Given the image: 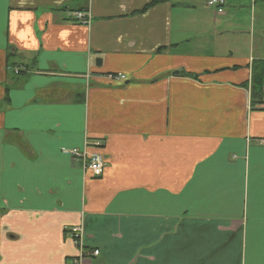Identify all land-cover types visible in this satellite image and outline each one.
<instances>
[{
  "label": "crops",
  "instance_id": "0c3cea01",
  "mask_svg": "<svg viewBox=\"0 0 264 264\" xmlns=\"http://www.w3.org/2000/svg\"><path fill=\"white\" fill-rule=\"evenodd\" d=\"M205 1L0 0V264H264V0Z\"/></svg>",
  "mask_w": 264,
  "mask_h": 264
},
{
  "label": "built area",
  "instance_id": "2783aa9c",
  "mask_svg": "<svg viewBox=\"0 0 264 264\" xmlns=\"http://www.w3.org/2000/svg\"><path fill=\"white\" fill-rule=\"evenodd\" d=\"M224 0H206L205 6L207 8H212L214 12L218 15L224 13ZM74 19L82 24H89V16L86 12H76L73 15ZM15 74H18L17 70L14 71ZM88 78L89 75L87 74ZM107 77L110 80L121 81L124 80V76L108 74ZM94 149L98 150L100 147L99 144L92 145ZM90 146L88 143H85L84 148L82 150L78 149H70V150H62L64 153L70 155L74 159H79L82 162L83 170L89 171L93 177H99L104 169L105 162L102 154L98 151H90L88 149ZM71 234L73 235V239L76 242L78 238V234L80 233L79 228H71ZM98 252L94 251L91 256H97Z\"/></svg>",
  "mask_w": 264,
  "mask_h": 264
},
{
  "label": "trees",
  "instance_id": "16d2710c",
  "mask_svg": "<svg viewBox=\"0 0 264 264\" xmlns=\"http://www.w3.org/2000/svg\"><path fill=\"white\" fill-rule=\"evenodd\" d=\"M156 3V2H155ZM153 2V4H155ZM264 64V62H262ZM15 65L11 64L10 68L13 70ZM264 65L263 66H253L252 69V80H251V101L255 105H260L262 104L261 102V91H262V86L264 85ZM257 70V71H256ZM15 75V74H14ZM22 75L21 72L16 74L15 76H20Z\"/></svg>",
  "mask_w": 264,
  "mask_h": 264
},
{
  "label": "rangeland",
  "instance_id": "374dc122",
  "mask_svg": "<svg viewBox=\"0 0 264 264\" xmlns=\"http://www.w3.org/2000/svg\"><path fill=\"white\" fill-rule=\"evenodd\" d=\"M90 22V21H89ZM90 24V23H89ZM89 24H85L86 26H89ZM16 70V68L13 69V72Z\"/></svg>",
  "mask_w": 264,
  "mask_h": 264
},
{
  "label": "water",
  "instance_id": "95a60500",
  "mask_svg": "<svg viewBox=\"0 0 264 264\" xmlns=\"http://www.w3.org/2000/svg\"><path fill=\"white\" fill-rule=\"evenodd\" d=\"M174 74H176V72Z\"/></svg>",
  "mask_w": 264,
  "mask_h": 264
}]
</instances>
